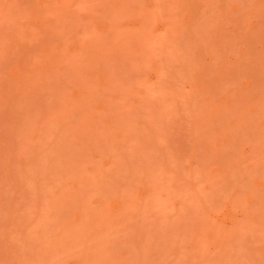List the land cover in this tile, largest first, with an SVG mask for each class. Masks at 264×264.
I'll return each instance as SVG.
<instances>
[{"label": "rangeland", "instance_id": "obj_1", "mask_svg": "<svg viewBox=\"0 0 264 264\" xmlns=\"http://www.w3.org/2000/svg\"><path fill=\"white\" fill-rule=\"evenodd\" d=\"M0 264H264V0H0Z\"/></svg>", "mask_w": 264, "mask_h": 264}]
</instances>
